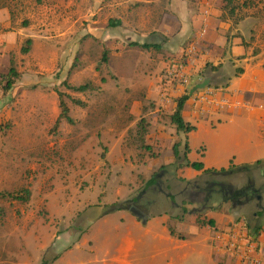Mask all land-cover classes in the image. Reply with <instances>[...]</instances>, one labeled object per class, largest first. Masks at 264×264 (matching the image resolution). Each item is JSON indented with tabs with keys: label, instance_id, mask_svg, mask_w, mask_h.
<instances>
[{
	"label": "rangeland",
	"instance_id": "obj_1",
	"mask_svg": "<svg viewBox=\"0 0 264 264\" xmlns=\"http://www.w3.org/2000/svg\"><path fill=\"white\" fill-rule=\"evenodd\" d=\"M117 1L0 0V7L8 6L11 17L6 27H0L3 32L25 25L28 29L24 34L38 35L26 56L19 52L25 39H17L13 59L27 87L12 88L7 96L11 116L0 124V192L22 194V189H29L24 195L26 201L0 196V264L117 263L119 256L112 258L115 246L130 231V240L144 243L130 252V264H164L167 260L156 256L150 245L157 226L152 217L164 214L169 230L181 240L192 238L184 235L185 230H178L175 222H183L185 228L192 223L203 226L201 221L209 219L208 212L220 229L238 224L248 236L264 229V144L250 150V141L246 147L252 131L248 120L225 113L219 120L214 115H186L187 121L197 127L189 136L191 154L201 157L203 146L222 155L239 151L254 160L235 164L231 156L218 171L185 175L184 170L180 171L186 166L183 154L169 162L170 145L176 143L179 152L185 138L177 132H154L157 125L148 112L156 105L146 104L140 114L134 112L132 90L120 82L117 74L107 71V60H102L103 53H107V9L110 2ZM166 1H152L153 12L172 15L165 8ZM191 1L205 3L206 8L193 10L216 20L217 29L221 27L227 37L225 52L234 41L244 48L239 57L249 58L251 65L261 67L256 77L264 82V0H231L228 5L223 0ZM68 2L73 5L61 12L63 3ZM130 6L140 15L151 11L144 1L134 0ZM193 32L183 45L184 50L194 45V51H185L169 63L187 68L191 57L201 52L204 23ZM225 63L214 64L207 59L198 74L203 81L191 85L190 75L189 82L174 86L173 93L180 94L186 87L193 96L204 81L224 84L227 77L241 70ZM67 84H89V88L78 92ZM57 91L64 93L72 122L62 118L56 123L60 112ZM72 98L81 100L82 105ZM141 116L149 121L143 142L136 137V132H143L137 125ZM159 123L173 126L168 118ZM221 168L224 171H219ZM152 176L157 177L158 184L146 187ZM250 183L259 198L242 197L234 205L223 199L222 187L239 189ZM205 188L212 189L209 195ZM136 198L140 204L133 203ZM133 205L147 210L149 226L134 224L133 217L141 222L129 210ZM210 231L203 236L212 247L213 234L207 233ZM254 254L258 256V250ZM176 264L204 261L190 254L176 259Z\"/></svg>",
	"mask_w": 264,
	"mask_h": 264
},
{
	"label": "crops",
	"instance_id": "obj_2",
	"mask_svg": "<svg viewBox=\"0 0 264 264\" xmlns=\"http://www.w3.org/2000/svg\"><path fill=\"white\" fill-rule=\"evenodd\" d=\"M132 1L134 0H118L117 3H109L107 9L110 11L107 17V71L117 74L120 82L132 90L134 95L131 100L133 111L140 114L143 106L145 107L146 104L150 103L155 104V109L148 112L149 115L154 117V125H157V130L154 132H177V136L182 135L185 138L184 142H187L189 147L188 160L190 162H202L204 169H217L226 164L231 156L233 157L230 161L235 164L254 160L238 154L239 151L231 156L229 154L222 155L221 152L218 154L215 152L216 150H210L203 146L200 148L201 157L195 156L193 153L191 154L189 136L197 130V127L195 126V130L185 133L178 131L174 124H172L174 127L165 126L163 123H159V120L162 118L170 120V115L175 107L174 99L186 92L189 98L182 110L185 121H187L186 115L196 118L214 115L218 120L219 116L224 113L229 116L245 117L252 126V131L249 130L251 132L250 140H248L246 147L252 141L250 150H256L264 144V82L260 83L256 77V74L262 72L261 67L251 65V62H248L249 58L239 57L244 54V48L237 41H234L231 48L225 52L227 37L222 34L221 27L217 29L216 20L210 16L196 14V11L193 10L195 8H206L203 1L195 3L191 0H169V2L167 0L165 8L171 10L172 15H170L171 13L167 15L165 11L162 12V15L153 12L152 8L154 6L152 7V5L154 3L152 1L157 2L159 0H138L148 3V10H151L146 15H140V12L130 6ZM69 5L73 4L63 3V10L60 11H65L70 7ZM0 10H2L0 27H6L7 23L11 21L10 10L8 6L0 7ZM64 14H62V17L65 16ZM110 19L119 20L120 24L114 27L108 26ZM201 22L205 25L206 33L201 38V52L191 57L187 67V71L190 72L189 76L192 75L189 83L193 85L197 81H203L201 77H198V74L202 71L207 59L208 61H214V64L231 63L234 69L240 67L242 71L239 73L236 71L233 75L227 77L224 84H221V82L220 84L216 83L217 85L215 83L209 84L204 81L200 86L202 88L196 90L193 96L186 91V87H183L180 94H174L173 90L176 85L166 82L161 72L171 59H177L183 55L184 41L189 37V34L194 33L193 31L197 29ZM25 29H28L25 25H22L18 30L14 29V31L3 32L0 29V75H5L8 72L10 59L16 55L15 49L18 38L20 40L23 38L31 39L30 51L23 54V56L31 52L38 35L24 34ZM130 42H138L139 44L144 42L156 43L160 47L158 49L143 48L139 45H130ZM21 46L22 44L19 48L20 53ZM189 58L190 56L186 57L185 60H189ZM221 68L216 72H219ZM19 72L20 77L9 90H4V77L0 76V92L2 93L0 98L4 97L0 99V124L11 116L7 96L12 88L16 85H20L23 89L27 87L22 72L20 70ZM207 83L209 85L204 88ZM38 87L40 86L38 85ZM142 117L145 118V116H141L140 119ZM238 145L240 146V144ZM172 146L169 147L172 155L169 162L176 159L173 155ZM182 148H184V145H182ZM182 148L179 147L181 155L184 152V149L181 150ZM194 157L197 160H193ZM199 158L201 160H198ZM119 165H122V163L119 162ZM181 170H184L185 175L188 176L200 175L203 172L190 166H185ZM210 213H207L209 219L214 220V225H210V227H208V224L199 226L197 223H192L185 228L183 222L174 221L178 230H185L184 235L191 236V241L189 239H177L171 233L167 226L168 216L165 214L152 217L157 225L152 234L154 240L150 244L155 250V255L166 259L167 262L164 264H176V259L186 258L190 254L202 259L204 264H264V237L262 234L264 229L256 238L248 236L246 229L238 224L220 229L218 221ZM121 219H124V217H121ZM150 219L149 216L145 223L141 220H139L141 223H138L133 217L134 224L145 226H149ZM208 229L211 231L207 233L213 234L214 238L211 243L212 247L208 245L210 244L207 241L208 238L203 236ZM130 234L132 235L131 231L115 246L112 258L118 255V262L112 260L111 264H130V252L138 244H144L143 241H136L135 238L130 240ZM111 245L109 244V246ZM257 250L258 256L254 254ZM253 254L254 256H252Z\"/></svg>",
	"mask_w": 264,
	"mask_h": 264
},
{
	"label": "trees",
	"instance_id": "obj_3",
	"mask_svg": "<svg viewBox=\"0 0 264 264\" xmlns=\"http://www.w3.org/2000/svg\"><path fill=\"white\" fill-rule=\"evenodd\" d=\"M227 5L230 4L232 1L231 0H223ZM120 24V21L119 20H112L110 19L108 21V26H116V25H119ZM31 39L30 38H27L25 39L24 41V44H22L21 46V53L22 54H26L30 51V48H31ZM130 45H139L143 48H156L158 49L160 47L159 44H156V43H147V42H144L142 44H139L138 42H130ZM102 60L103 61H106L107 60V53L104 52L103 55H102ZM242 70H238V72H241ZM1 77H4V84H3V88L4 90H9L12 85L14 84V82L20 77V72L18 70V67L16 66V62L14 61L13 57H11L10 59V66H9V69H8V72L7 74L5 75H0ZM67 87L73 91H78V92H82V91H85L89 88V84H81V85H78V86H71V85H68L67 84ZM57 94H58V98H59V108H60V112H59V115L56 119V123L59 122L60 119H65L66 121L68 122H72V118L69 116V107L67 106L66 102L64 101L63 99V96H64V93L61 92V91H57ZM189 98V95L185 92L181 95H179L178 97H176L174 99L175 101V107H174V110L172 112V114L170 115V121L172 124L175 125L176 129L178 131H183L185 133L187 132H190V131H193L195 130V126L190 124L189 122L185 121L183 119V116H182V110H183V107H184V104L185 102L187 101V99ZM72 101L74 103H77L79 105H82V101L81 100H77L75 98H72ZM138 126L141 125V128H143V132H136V137H137V140L140 141V142H143V139H144V133L146 131V128H147V125H148V119L147 118H144L142 117L138 122H137ZM142 124L144 126H142ZM140 127V126H139ZM138 135V136H137ZM142 145V143H141ZM172 150H173V155L175 158H178L179 156V152H178V146L176 145V143L172 146ZM189 151V147H188V144L187 142H185L184 144V152H183V157L182 159L184 160V165L186 166H190L192 167L193 169H196V170H202L203 172H210V171H218L217 169H214V168H208V169H204L203 168V164L202 162L200 161H194V162H190L187 158V152ZM260 160H257V162H259ZM263 161H264V158H263ZM224 171V168H221L219 169V171ZM153 184H156V177L152 176L151 178H149L145 184L146 187H149L150 185H153ZM21 193H25V194H19V193H11V192H0V196L2 197H5V196H10L14 199H18V200H22V201H26L27 198H25L26 194H29V189L25 188V189H22L21 190ZM25 195V196H24ZM201 224L205 225V224H208V225H211L213 226L214 225V220L213 219H208V220H204V221H201ZM261 229H257V230H254V232L250 233L251 236H255V235H258V233L260 232ZM172 233V231H171ZM42 264H47L46 262H43Z\"/></svg>",
	"mask_w": 264,
	"mask_h": 264
},
{
	"label": "built area",
	"instance_id": "obj_4",
	"mask_svg": "<svg viewBox=\"0 0 264 264\" xmlns=\"http://www.w3.org/2000/svg\"><path fill=\"white\" fill-rule=\"evenodd\" d=\"M194 49H195L194 45H189L187 49L183 51V54L185 51H187L188 53H192ZM162 75H163V79L170 84L183 86L189 82V73L187 71V68L183 67L182 65H176V64L169 63L163 70ZM261 230L258 233V235L261 234ZM262 234L264 237V230ZM258 235H255L254 237L253 236L252 237L256 238V236Z\"/></svg>",
	"mask_w": 264,
	"mask_h": 264
},
{
	"label": "flooded vegetation",
	"instance_id": "obj_5",
	"mask_svg": "<svg viewBox=\"0 0 264 264\" xmlns=\"http://www.w3.org/2000/svg\"><path fill=\"white\" fill-rule=\"evenodd\" d=\"M156 184H158L157 177H156ZM210 190H212V189L205 188V192L207 195H209L207 192ZM229 190H230L229 195L225 197L226 193L229 192ZM221 192L223 193V199L224 200L225 199L231 200L233 205L235 203H240L242 197H244V199H246V200H248L249 198H251L253 196H256V198H259L258 197L259 194L256 193V189L253 187V185H251V183H250V185H248L244 188H239V189H231L229 186H226L224 188L222 187ZM205 200H208L207 196H206ZM133 203L134 204H140V201L138 198H136V200H134Z\"/></svg>",
	"mask_w": 264,
	"mask_h": 264
},
{
	"label": "water",
	"instance_id": "obj_6",
	"mask_svg": "<svg viewBox=\"0 0 264 264\" xmlns=\"http://www.w3.org/2000/svg\"><path fill=\"white\" fill-rule=\"evenodd\" d=\"M201 85H199L200 87ZM129 210L131 212H133L135 214V216L140 219L143 223H145L149 217L147 210L145 208L142 207H138V206H131L129 208Z\"/></svg>",
	"mask_w": 264,
	"mask_h": 264
}]
</instances>
